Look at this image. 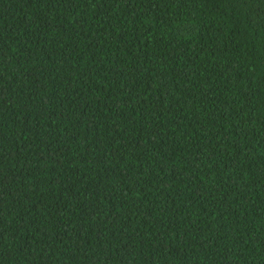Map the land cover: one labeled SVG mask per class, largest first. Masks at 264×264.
<instances>
[{"label": "trees", "instance_id": "obj_1", "mask_svg": "<svg viewBox=\"0 0 264 264\" xmlns=\"http://www.w3.org/2000/svg\"><path fill=\"white\" fill-rule=\"evenodd\" d=\"M0 264H264V0H0Z\"/></svg>", "mask_w": 264, "mask_h": 264}]
</instances>
